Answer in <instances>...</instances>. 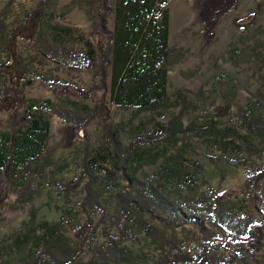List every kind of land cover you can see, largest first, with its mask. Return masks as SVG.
Returning <instances> with one entry per match:
<instances>
[{"label": "rangeland", "instance_id": "374dc122", "mask_svg": "<svg viewBox=\"0 0 264 264\" xmlns=\"http://www.w3.org/2000/svg\"><path fill=\"white\" fill-rule=\"evenodd\" d=\"M93 2L0 0V58L21 61L33 81L24 90L28 105L0 115V133L10 136L12 151L35 121L50 124L38 157L25 164L11 158L0 170V264L50 259L55 248L46 230L55 226L79 250L73 264H99L102 256L109 264H159L163 257L175 264L181 253L199 264L205 248L208 258L264 264V233L251 258L242 253L246 243L228 240L217 222L224 212L264 226V0H238L209 48L195 0H171L166 98L157 107H118L111 99L109 69L107 94L97 92L104 93L109 118L104 123L96 114L87 123L97 104L81 93L99 85L95 75L106 63L98 49L96 63L86 56L88 44L95 43ZM36 10L45 12L37 40L16 37L7 55L8 33L22 28L25 16ZM114 23L113 14L108 30ZM5 78L0 74V94ZM68 114L80 117L84 129L60 117ZM258 117L262 122L253 121ZM107 127L125 148L142 142L127 165L115 154ZM156 192L217 235L204 243L192 225L165 230L161 208L154 204L149 213L134 203L142 206ZM90 219L91 247L76 237Z\"/></svg>", "mask_w": 264, "mask_h": 264}, {"label": "trees", "instance_id": "16d2710c", "mask_svg": "<svg viewBox=\"0 0 264 264\" xmlns=\"http://www.w3.org/2000/svg\"><path fill=\"white\" fill-rule=\"evenodd\" d=\"M170 1L94 0L93 6L98 10L97 25L93 36L95 43L91 42L88 44L89 52L86 56L88 60L96 63V55L99 51V57L103 58L106 63L100 66L95 75L99 80V85L81 93L84 100L91 98L97 104L94 115L86 120L87 123L90 119L95 118L96 114L100 115L104 123L109 118V113L105 107L104 93L101 96L97 93L98 91H105L107 94V72L109 69L112 72L111 99L118 107H157L166 98L168 63L171 54L168 8ZM237 8L238 0H195L196 21L203 28L201 34L205 48L213 45L221 20ZM44 13L43 10H36L27 14L21 26L22 28L15 27L10 30L8 39H6L7 55H10L11 44L16 37L28 43L37 40ZM113 14L115 15L114 28L113 30H108V21ZM24 27L27 28L26 32H22ZM94 66L92 64L89 70L95 68ZM0 74H3L7 80L0 94V115L5 112H17L25 108L28 105V100L24 90L33 81L27 79V72L22 68V62L17 61L15 63L13 59L9 60V58L7 62H3L0 58ZM60 117L67 120L71 125L76 126L77 129H84L83 127L79 128V124H83V120L80 117L74 118L69 114L60 115ZM256 120L262 122L261 117L255 118L253 121L256 122ZM49 130L50 124L48 121H35L33 127L26 135L17 139L12 151L8 148L10 136L0 133V170L6 167L11 158L15 159L16 163L25 164L38 157L48 139ZM105 131L115 154L119 155L121 153L126 158L121 163L127 165V157L137 155L142 142L138 140L125 148L122 146L120 138L109 127ZM126 168L127 166L121 165V169L126 170ZM125 177L130 183L133 182L131 175H126ZM78 184L80 183L76 182L70 187H77ZM137 185L143 186L139 182H136ZM134 203L139 206V209L142 207L149 213V209L154 204L161 208L166 216L163 224L165 230L175 232L178 228L192 225L198 231L204 243L210 242L217 235L205 229L204 222L200 217L183 213L180 207L178 208L168 202L158 192L151 196L150 200L144 201L142 206L139 202L135 201ZM217 222L227 231L228 240L246 243L245 248L242 250L243 255L251 258L256 255L263 240V225H254L252 218L235 219L224 212H219ZM92 229L93 221L90 219L76 235L77 240L91 247L93 244ZM46 235L47 241L54 243L55 251H47L50 259L31 261V264H73V260L79 254L78 248L69 246L63 240L57 226L49 227L46 230ZM175 240L174 238L173 241ZM161 249H164L163 245ZM98 252L102 253L101 251ZM207 254L208 249L205 248L199 264H232V262H226L223 257L217 259L208 258ZM124 255H128V250H125ZM102 257L103 261L99 264H109L108 259L104 258V256ZM161 259L159 264L171 263L168 257ZM196 262L189 255L181 253L180 256H175L173 263L193 264ZM243 264H248V262L243 259Z\"/></svg>", "mask_w": 264, "mask_h": 264}]
</instances>
